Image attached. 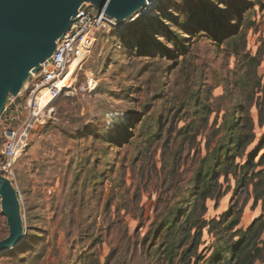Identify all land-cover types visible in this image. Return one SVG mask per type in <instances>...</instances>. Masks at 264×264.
I'll use <instances>...</instances> for the list:
<instances>
[{"label":"rangeland","instance_id":"374dc122","mask_svg":"<svg viewBox=\"0 0 264 264\" xmlns=\"http://www.w3.org/2000/svg\"><path fill=\"white\" fill-rule=\"evenodd\" d=\"M260 103L264 116V0H155L101 32L71 93L30 132L13 180L25 240L0 264H166L153 246L171 240L161 221L174 214L232 211L248 228L264 217L251 180L264 169ZM248 116L256 138L236 164L259 165L245 176L213 149L244 135ZM215 241L206 228L200 248Z\"/></svg>","mask_w":264,"mask_h":264},{"label":"water","instance_id":"95a60500","mask_svg":"<svg viewBox=\"0 0 264 264\" xmlns=\"http://www.w3.org/2000/svg\"><path fill=\"white\" fill-rule=\"evenodd\" d=\"M152 0H0V115L9 97L23 96L29 80L56 51L73 18L87 2L118 22L132 18ZM0 202L9 234L0 255L20 246L25 226L14 182L0 173Z\"/></svg>","mask_w":264,"mask_h":264},{"label":"built area","instance_id":"2783aa9c","mask_svg":"<svg viewBox=\"0 0 264 264\" xmlns=\"http://www.w3.org/2000/svg\"><path fill=\"white\" fill-rule=\"evenodd\" d=\"M155 0L146 3L131 20L148 13ZM118 25L105 15L103 9L87 2L73 18L70 29L58 42L55 53L32 76L21 101L9 97L0 123V173L10 180L15 178L19 159L28 146L32 129L45 122L50 105L59 97L69 95L77 81V74L91 57L99 34ZM76 69L70 74L71 65ZM89 88L92 87L90 80Z\"/></svg>","mask_w":264,"mask_h":264},{"label":"trees","instance_id":"16d2710c","mask_svg":"<svg viewBox=\"0 0 264 264\" xmlns=\"http://www.w3.org/2000/svg\"><path fill=\"white\" fill-rule=\"evenodd\" d=\"M259 105V121L262 125L264 124L263 108L261 103ZM246 123L248 125V131L244 135L236 134L230 136L229 143H222L218 149L216 147L213 149L217 159L219 157V151L223 149L226 160L232 165H235V167L244 170L245 176L250 173L251 166L259 165L258 163L255 164L252 155L243 164H236L238 157L244 159L247 147L256 138L253 130L254 124L249 116L246 119ZM224 126L230 128L231 124L226 121L224 122ZM227 139L228 137L225 135L221 138V141H227ZM204 159L208 160L209 158L205 157ZM213 173V167L209 165L206 169H201L200 172L204 187L202 186L203 189L199 193V201L203 202V209L206 208V199L210 197L208 194L210 192H207L209 189L206 190V182H208L207 180L211 178ZM251 180L254 184L255 204H257L259 200L264 201V169L257 172L252 171ZM175 215L161 221L166 225L164 229L170 231L168 233V239L171 240H167L166 244H155L153 246V254H161V258H164L163 260L166 264H256L257 262H264L263 216L255 219L248 228L242 229L237 228L240 224V217H235L232 211L223 214L220 218L214 217L209 220L203 218L204 214L192 219L186 214H180L177 217ZM206 228L209 233L215 232L216 241L212 244H207L201 249L200 247L203 245L201 244V240L204 229ZM181 234H185L186 238L182 242H178L179 244H176V239ZM236 237L237 239H235Z\"/></svg>","mask_w":264,"mask_h":264},{"label":"bare ground","instance_id":"6f19581e","mask_svg":"<svg viewBox=\"0 0 264 264\" xmlns=\"http://www.w3.org/2000/svg\"><path fill=\"white\" fill-rule=\"evenodd\" d=\"M74 63H75V62H74ZM74 63H73V64H74ZM73 64L71 65V70H72V66H73ZM70 72H71V71H70Z\"/></svg>","mask_w":264,"mask_h":264}]
</instances>
